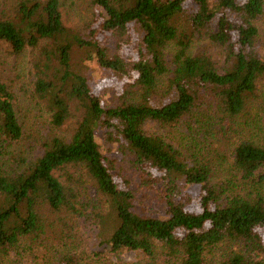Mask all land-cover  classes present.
<instances>
[{
  "label": "trees",
  "instance_id": "trees-1",
  "mask_svg": "<svg viewBox=\"0 0 264 264\" xmlns=\"http://www.w3.org/2000/svg\"><path fill=\"white\" fill-rule=\"evenodd\" d=\"M71 2V23L65 0L0 2V50L30 51L32 92L50 117L36 153L11 151L20 105L0 61V264H85L46 252L74 222L95 229L90 254L111 264H264V0ZM201 39L220 64L191 52ZM96 69L121 84L110 103L89 84ZM185 117L206 122L199 144L145 129ZM102 140L130 158L136 188L163 214L135 209L137 189Z\"/></svg>",
  "mask_w": 264,
  "mask_h": 264
},
{
  "label": "rangeland",
  "instance_id": "rangeland-1",
  "mask_svg": "<svg viewBox=\"0 0 264 264\" xmlns=\"http://www.w3.org/2000/svg\"><path fill=\"white\" fill-rule=\"evenodd\" d=\"M72 0H65V10L69 12L68 22H74L77 18L75 16L76 7L71 2ZM2 2V0H0ZM66 17V16H65ZM261 54L264 55V44L260 47ZM4 51V52H3ZM192 53H205L211 56L217 63L222 62V54L219 48L207 40L194 41L191 47ZM30 51L27 50L21 53L19 56H13L7 53L5 50H0V61L4 72L7 73L8 78L11 80L14 90L16 91L17 99L19 100V114L18 118L22 126L23 138L20 142L15 143L11 147V151L18 154L25 151L26 154H33L37 152L38 138L42 135H47L50 132L49 125V113L43 105L35 98L31 87V70H30ZM89 84L93 87L95 93L101 94L107 103L111 102L115 93H119L121 90V84L114 77L107 73H103L100 70H95L91 74H88ZM262 84L264 89V76L262 77ZM264 98V97H263ZM206 124L205 121H195L190 117H185L179 123L173 126L163 127L158 123L148 122L145 125V129L148 133L160 134L166 140L173 143L174 146L183 147L185 144L197 143L203 139V128ZM231 142L235 140V137L231 134ZM237 140V138H236ZM235 140V141H236ZM103 154L111 159L114 165L115 172H118L121 176L127 178L130 182L132 189H137L138 174L135 167L131 164L128 156L122 155L116 148V145L108 144L102 141L99 142ZM213 142H210L212 145ZM229 151H224L229 155ZM91 191V190H90ZM92 194V191H91ZM147 192L141 189L136 190V203L135 209L137 211L150 210L155 215L163 214L162 204L156 201L153 193L150 192L146 196ZM72 229L68 237L63 236L62 240H53L48 242L49 250L55 249L65 252L71 250L77 252L78 255L84 258L85 264H111L114 261V257H111L110 262L107 259H102L101 256L91 255L90 252L99 247L98 239L96 238L95 229L87 223H72L70 224ZM63 247V248H62ZM33 248H40V246H33ZM33 257V258H32ZM100 257V258H98ZM123 261L136 260V254L133 251H123L119 255ZM32 258V259H31ZM105 260V261H104ZM21 264H42L35 256H23Z\"/></svg>",
  "mask_w": 264,
  "mask_h": 264
}]
</instances>
